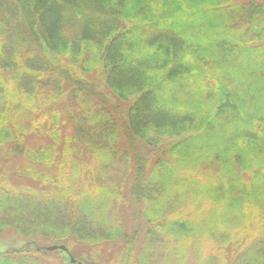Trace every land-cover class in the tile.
Listing matches in <instances>:
<instances>
[{
    "label": "trees",
    "instance_id": "trees-1",
    "mask_svg": "<svg viewBox=\"0 0 264 264\" xmlns=\"http://www.w3.org/2000/svg\"><path fill=\"white\" fill-rule=\"evenodd\" d=\"M0 155V264H264V0H0Z\"/></svg>",
    "mask_w": 264,
    "mask_h": 264
},
{
    "label": "rangeland",
    "instance_id": "rangeland-1",
    "mask_svg": "<svg viewBox=\"0 0 264 264\" xmlns=\"http://www.w3.org/2000/svg\"><path fill=\"white\" fill-rule=\"evenodd\" d=\"M5 158H3L1 155H0V163L3 164V161ZM20 164V161H12L10 163V168L9 170L11 171V169H14L15 167H17L18 165ZM13 172V171H12ZM112 174L114 175V172H112ZM130 185V181L127 180V182L125 183V186ZM120 204H117L116 206H118ZM117 208V207H116ZM114 207V209H116ZM119 208L123 209V213H124V217H125V223H126V229H127V232L130 234V232L133 230V229H136L138 226V231H140V229L143 227V222H142V219L141 217L137 216V215H134L132 214L133 210H134V206L132 203H130V208H122L121 206H119ZM142 236V235H140ZM23 245V242L20 241V240H17L15 239V236L13 234H7L3 237L0 238V250H18L22 247ZM119 247H120V244H110V245H104L102 247H99V248H95L92 252L94 254L93 256V260H89V262L87 263H84V264H90V262L92 261L93 264H106L108 258H111L115 255H117L118 253V250H119ZM78 248H81L85 251V253H88V251H91L90 249L88 248H85L83 246H80ZM96 250V252H94ZM83 251V252H84ZM136 253V252H135ZM134 253V254H135ZM137 255V254H136ZM75 257V256H74ZM169 256L167 255L166 256V259L168 258ZM43 264H51L54 263V264H63V259L66 261L65 257L62 256L60 253L58 252H54L53 254H50V253H46L45 256L43 257H40ZM76 258V257H75ZM100 259H103V260H100ZM114 259V257H113ZM78 261L80 259H77ZM51 261V262H50ZM81 262V261H80Z\"/></svg>",
    "mask_w": 264,
    "mask_h": 264
},
{
    "label": "water",
    "instance_id": "water-1",
    "mask_svg": "<svg viewBox=\"0 0 264 264\" xmlns=\"http://www.w3.org/2000/svg\"><path fill=\"white\" fill-rule=\"evenodd\" d=\"M48 251H56V250H59V251H64L66 252V249L63 248V247H56V246H51L47 249ZM68 261L70 264H76V262L70 257V255H68Z\"/></svg>",
    "mask_w": 264,
    "mask_h": 264
}]
</instances>
